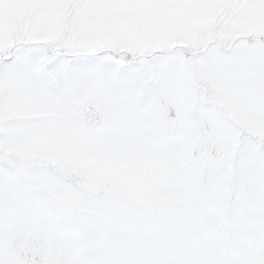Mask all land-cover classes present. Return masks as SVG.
<instances>
[{
    "label": "snow or ice",
    "instance_id": "obj_1",
    "mask_svg": "<svg viewBox=\"0 0 264 264\" xmlns=\"http://www.w3.org/2000/svg\"><path fill=\"white\" fill-rule=\"evenodd\" d=\"M0 264H264V0H0Z\"/></svg>",
    "mask_w": 264,
    "mask_h": 264
}]
</instances>
